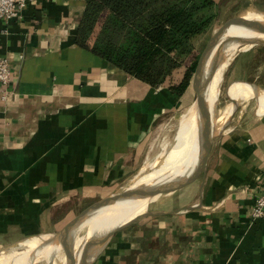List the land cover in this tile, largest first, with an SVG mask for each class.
<instances>
[{
	"label": "crops",
	"instance_id": "obj_1",
	"mask_svg": "<svg viewBox=\"0 0 264 264\" xmlns=\"http://www.w3.org/2000/svg\"><path fill=\"white\" fill-rule=\"evenodd\" d=\"M242 1L264 7V0L216 6ZM84 6L29 0L20 18H0V53L10 67V93L0 96V250L17 247L3 259L48 232L70 236L60 231L122 186L73 232L138 215L84 264H264V215H251L264 183V40L233 53L227 84L229 97H256L255 104L230 126L215 125L207 150L199 132L187 139L152 183L167 182L165 189L136 197L151 184L138 172L153 133L188 104L193 77L177 94L77 45ZM233 109L227 103L219 119ZM174 117L161 123L158 141Z\"/></svg>",
	"mask_w": 264,
	"mask_h": 264
},
{
	"label": "trees",
	"instance_id": "obj_2",
	"mask_svg": "<svg viewBox=\"0 0 264 264\" xmlns=\"http://www.w3.org/2000/svg\"><path fill=\"white\" fill-rule=\"evenodd\" d=\"M216 0H85L75 30L77 45L129 74L183 94L200 54L193 37L218 12ZM178 72L180 76L173 80Z\"/></svg>",
	"mask_w": 264,
	"mask_h": 264
},
{
	"label": "bare ground",
	"instance_id": "obj_3",
	"mask_svg": "<svg viewBox=\"0 0 264 264\" xmlns=\"http://www.w3.org/2000/svg\"><path fill=\"white\" fill-rule=\"evenodd\" d=\"M245 17L264 21V14L254 10L247 11ZM233 30L239 33L235 36H229L230 38H227V42L222 49L224 60L220 63L215 62L212 66L210 65V74L203 82L202 94L213 111L219 98L223 72L228 66L233 53L242 46L245 39L258 41L264 38V33L258 32L257 30L244 25H233ZM198 108H200L198 99L196 101H192L189 105L185 106L175 114L171 126L167 129L159 141L157 139V135L153 138L150 149L138 172V179L141 183H143V181H149L152 184L168 160L182 148L186 140L199 132V123L201 118ZM163 154L165 155V159L163 160L162 165L157 167L156 164ZM121 222L124 221L116 218L114 221L103 225L100 229H98L100 226L87 227L84 235L78 236L76 234L78 231L75 232L73 240L71 235L42 237L41 240H47L45 241L44 246V248L47 249V254L44 255L37 264H62L64 258L67 257L71 249L70 240L78 251H80L84 241L93 233L96 234L104 232L108 228H111ZM58 240L62 243H58ZM24 247L6 259H17L19 254H21L23 249H25Z\"/></svg>",
	"mask_w": 264,
	"mask_h": 264
},
{
	"label": "rangeland",
	"instance_id": "obj_4",
	"mask_svg": "<svg viewBox=\"0 0 264 264\" xmlns=\"http://www.w3.org/2000/svg\"><path fill=\"white\" fill-rule=\"evenodd\" d=\"M215 10L218 12V15L215 18V20L212 23V25L208 28V30H206L204 33H201L200 35L196 36L192 40L193 41V44H194V46H196L195 48H196V50H198L199 54H202L203 53V51L206 49L209 41L211 40V38L213 37V35L219 30V28L222 27L226 22H228L232 17H234V16H241V17L242 16H245L246 12L247 11H250V10H254V11H257L259 13H263L264 14V7H262L260 5L259 7H253V8H251L247 4L246 1H242L241 3H238V4L233 5V6H227V5L221 4V6H218V7L216 6L215 7ZM248 19H250V18H248ZM251 19H255V18H251ZM238 33L239 32L233 30V25L229 26L227 28L226 32H225V35H224V38H226V39L224 40V42H222V44L219 47H217L218 48V52L219 51L222 52L223 46L227 42L226 40H227V38L229 36L232 37V36L237 35ZM248 44H250V41L249 40H245L243 42L242 46L243 45L244 46H247ZM217 48L215 49V51H217ZM214 56H215V52L212 53V55H210L208 59H207L206 56L204 58V60L205 59L206 60L204 61L203 72H202L203 82L207 78V76H209V74H210V65L212 66L215 63ZM223 60H224V56L223 55H220V57L218 59V62L220 63ZM231 66H232V57L230 59V62L228 64V66L225 68V70L223 72V80H222V84H221V90H220V94H219V99H218V102L216 104V107H215V109L213 111V115H212V117L214 118V121H215V125L216 126L217 125H220L221 127H228V126H230L232 124V121H233L234 117H237L239 115V113L243 110L244 105L245 106H248V104H251V105H254L255 104V99L254 98H256V97H254V98L253 97L252 98H241V99L237 100L236 103L234 102V109H233L232 113L227 117V119L225 121L224 120L222 121V120L219 119V117H222L221 115L223 114L222 111H221L222 108L227 103H231L232 101H234L231 97H229V95L227 93V84H228V78H229V72H230ZM179 76H180V74H178V72H177L173 76V80L177 79ZM189 90H190L191 95H190L188 104H180V106L178 108H175L171 113L166 114V116H164V118L161 121V123H163L165 120H168L169 117L173 113L176 114L181 109H183L185 106L189 105L192 101H196L197 100V93H198L197 87L194 84H191L190 85V88L188 89V93H189ZM186 95H187V92H186ZM182 100H185V97ZM219 120L221 121L220 124H219ZM161 123H160V125H161ZM160 125H158L156 127V129H155V131L153 133L152 141H153V138L158 134ZM199 126H200V123H199ZM167 129H166V131H167ZM164 133H160V134L161 135H164ZM152 141H151V143L149 145V149H150V146L152 144ZM164 159H165V155L163 154L160 157V160L158 161V163L156 164V166L157 167L158 166H161ZM121 189H122V186H120L116 191H120ZM58 232L59 231L48 232L49 233V237H52L50 233L55 234V233H58ZM85 232H86V227L85 226H82L78 230V232L76 234L78 236L79 235H84ZM70 235H71L72 240H73V238L75 237V232H72L71 231ZM38 236H40V235H38ZM45 241H47V240L37 241L35 243L33 242V243H28L27 245H24L25 246L24 247L25 249H23L22 253L19 254V256H18L17 259H15V258H12V259H3V256L7 255L10 252H13L17 247H14V248H11V249H8L9 247L4 248V249H1L0 250V253L3 252V251L4 252L2 253V255L0 257V264H37L42 259V257L47 254V249L44 248ZM57 242L58 243H62L59 240Z\"/></svg>",
	"mask_w": 264,
	"mask_h": 264
},
{
	"label": "water",
	"instance_id": "obj_5",
	"mask_svg": "<svg viewBox=\"0 0 264 264\" xmlns=\"http://www.w3.org/2000/svg\"><path fill=\"white\" fill-rule=\"evenodd\" d=\"M231 25H244L246 27H250L254 30H257L258 32L264 33V21H261L258 19H251V18L248 19L245 16H242V17L241 16H234L228 22H226L222 27L219 28V30L213 35V37L209 41L206 49L203 51L202 54H200V58H199L196 70L193 74V84L197 87V91H198L197 99L200 103V108H198L199 113H200V118H201L200 126H199V135H200L199 138H200V140H202V144H203L205 150L208 149L207 148L208 147V141L210 140V138L213 134L215 122H214L213 117H212L213 110L211 109V107L209 106V104L207 103V101L205 100V98L202 94V90H203L202 72H203L204 61L206 60V59L204 60V58L206 56L208 59L209 56L215 52L214 60H215V62H218L220 55H223V54L220 51L218 52L217 47H219L222 44V42H224V40L226 39V38H224L225 32H226L227 28ZM263 40H264V38L260 39L258 41H254V40L249 39L250 43H252V44H254L256 42L263 41ZM216 48H217V51H215ZM233 100L235 103L237 102L236 99H233ZM166 183L167 182L156 183V184H151V185H147V184L146 185H140L139 189L136 193V197L152 196L156 192L165 189ZM119 194H120L119 191H115L112 194H110L109 196L104 197L103 199L98 201L96 204H94L92 207H90L86 211H84L83 214L79 215L73 226L68 227V228L60 231V233L61 232L62 233H69L71 231L73 232V230L75 229V226L79 222H81L86 215L93 212L99 205H102L104 203H108L110 201L117 199L119 197ZM197 205H200V203H198ZM152 212H156V211L153 210ZM136 215H138V214H136ZM135 216H133L132 218H130L124 222L116 224L111 228H108L104 232H99L96 234L93 233L90 237H88L84 241L80 251H78V249L74 246V244L70 240L71 249L69 251V254L67 255L66 264H84L86 258L88 257V255L91 252H95V250L100 245L105 243L107 241V239L114 233L115 230H117L121 226L126 225V224L130 223L131 221H133Z\"/></svg>",
	"mask_w": 264,
	"mask_h": 264
},
{
	"label": "built area",
	"instance_id": "obj_6",
	"mask_svg": "<svg viewBox=\"0 0 264 264\" xmlns=\"http://www.w3.org/2000/svg\"><path fill=\"white\" fill-rule=\"evenodd\" d=\"M29 0H0V18L7 22L22 16V12ZM10 67L7 56L0 53V96L7 98L10 93ZM252 217L258 218L264 215V183L260 194L256 197L252 207Z\"/></svg>",
	"mask_w": 264,
	"mask_h": 264
}]
</instances>
